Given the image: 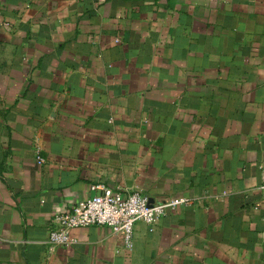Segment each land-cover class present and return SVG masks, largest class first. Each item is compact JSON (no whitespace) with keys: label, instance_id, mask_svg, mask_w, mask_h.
<instances>
[{"label":"crops","instance_id":"1","mask_svg":"<svg viewBox=\"0 0 264 264\" xmlns=\"http://www.w3.org/2000/svg\"><path fill=\"white\" fill-rule=\"evenodd\" d=\"M262 165L264 0H0V264H264ZM99 184L189 203L51 244Z\"/></svg>","mask_w":264,"mask_h":264},{"label":"built area","instance_id":"2","mask_svg":"<svg viewBox=\"0 0 264 264\" xmlns=\"http://www.w3.org/2000/svg\"><path fill=\"white\" fill-rule=\"evenodd\" d=\"M39 161L43 160L39 158ZM260 176V188L264 190V165L261 166ZM97 188L101 189L100 193L56 213L49 230L51 244L69 245L76 241L70 235L72 229L101 225L108 226L115 234L122 235L129 247L132 245L134 226L137 222H145L152 228L168 211L189 203V199L185 197L150 202V197L140 192L123 195L103 184L92 187Z\"/></svg>","mask_w":264,"mask_h":264},{"label":"water","instance_id":"3","mask_svg":"<svg viewBox=\"0 0 264 264\" xmlns=\"http://www.w3.org/2000/svg\"><path fill=\"white\" fill-rule=\"evenodd\" d=\"M150 202H153V200L150 199Z\"/></svg>","mask_w":264,"mask_h":264}]
</instances>
